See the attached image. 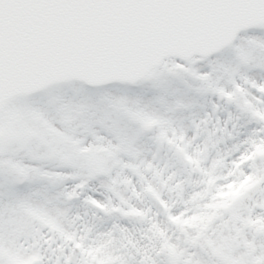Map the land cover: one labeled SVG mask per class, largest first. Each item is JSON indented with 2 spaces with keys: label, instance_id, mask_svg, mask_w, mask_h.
<instances>
[{
  "label": "snow or ice",
  "instance_id": "1",
  "mask_svg": "<svg viewBox=\"0 0 264 264\" xmlns=\"http://www.w3.org/2000/svg\"><path fill=\"white\" fill-rule=\"evenodd\" d=\"M9 127L0 264H264V0H0Z\"/></svg>",
  "mask_w": 264,
  "mask_h": 264
},
{
  "label": "water",
  "instance_id": "2",
  "mask_svg": "<svg viewBox=\"0 0 264 264\" xmlns=\"http://www.w3.org/2000/svg\"><path fill=\"white\" fill-rule=\"evenodd\" d=\"M230 23L231 21L224 18L223 16H216L207 20L198 31L190 33H177L170 36L165 42L171 39L183 40L179 49L175 48L174 50L169 51H173L178 54L191 55L198 50L196 45L203 43L210 33L223 31L229 27ZM39 79L40 77H37L33 80L14 81L11 87L13 90L16 88L27 87L30 84H35Z\"/></svg>",
  "mask_w": 264,
  "mask_h": 264
},
{
  "label": "rangeland",
  "instance_id": "3",
  "mask_svg": "<svg viewBox=\"0 0 264 264\" xmlns=\"http://www.w3.org/2000/svg\"><path fill=\"white\" fill-rule=\"evenodd\" d=\"M16 129L13 127H9L7 129H0V135H3L5 132L8 133H13L15 132ZM106 149H101V151H104ZM258 151L264 150L258 147L257 149ZM251 178H249V180L244 181V183L239 184L238 186H234V189L232 191H234V194H232L231 188L228 192H225L222 194L223 199H221L217 206H223L224 204H226L229 200L234 199L235 197L239 196L241 194L242 191H244L247 187L251 186ZM230 195V196H229ZM211 217L207 214V213H203L201 215H197V216H192L189 218V221H186L188 223H204L205 221L209 220ZM259 223V221H258ZM94 258L95 257H99V263H105V264H112V257L109 255L104 254V249L103 248H98L95 253H93ZM12 264H37V261L39 259L38 256H31L27 259H25L23 256L16 254V255H12L10 257Z\"/></svg>",
  "mask_w": 264,
  "mask_h": 264
}]
</instances>
